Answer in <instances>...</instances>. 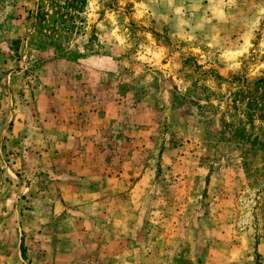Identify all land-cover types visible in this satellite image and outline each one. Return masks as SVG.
Segmentation results:
<instances>
[{"label": "rangeland", "instance_id": "rangeland-1", "mask_svg": "<svg viewBox=\"0 0 264 264\" xmlns=\"http://www.w3.org/2000/svg\"><path fill=\"white\" fill-rule=\"evenodd\" d=\"M78 1L0 0V264H264V0Z\"/></svg>", "mask_w": 264, "mask_h": 264}, {"label": "crops", "instance_id": "crops-1", "mask_svg": "<svg viewBox=\"0 0 264 264\" xmlns=\"http://www.w3.org/2000/svg\"><path fill=\"white\" fill-rule=\"evenodd\" d=\"M60 108V107H59ZM62 114V109H59ZM74 114V126L72 127V123L70 121L65 124L63 119H61L60 113H54L53 111H45L44 118L49 119V123L58 124V131H46L41 133V131L36 134L39 137H48L51 139V158L60 154V158L62 159L63 167L62 171L66 172L65 184H72L73 178L69 174V172L73 171L77 175V171L79 172V176L76 178L80 182H86L90 184V179L94 177L93 175H97L100 173L101 177H105V131H98L95 124H93L92 120H89L90 125L88 126V130H86L87 126L84 124L82 126L83 117L79 116L80 113L76 109ZM93 114H95L93 110ZM71 115V114H70ZM82 116H84L82 114ZM92 117V115H88ZM41 117V116H40ZM71 117V116H70ZM39 120V117L37 118ZM57 119V121H53ZM72 127V128H71ZM27 134H33L35 136V132L28 131ZM46 148V147H45ZM49 151V149H47ZM108 151H110L108 149ZM75 193H80L76 192ZM88 194V193H87ZM81 196V195H77Z\"/></svg>", "mask_w": 264, "mask_h": 264}, {"label": "trees", "instance_id": "trees-1", "mask_svg": "<svg viewBox=\"0 0 264 264\" xmlns=\"http://www.w3.org/2000/svg\"><path fill=\"white\" fill-rule=\"evenodd\" d=\"M78 0H75V2H77ZM80 4H84L85 3V1L84 0H80V1H78ZM263 84H264V79H260L259 81H257L254 85H253V87H258V86H263Z\"/></svg>", "mask_w": 264, "mask_h": 264}]
</instances>
